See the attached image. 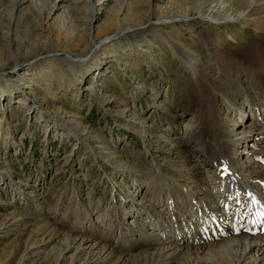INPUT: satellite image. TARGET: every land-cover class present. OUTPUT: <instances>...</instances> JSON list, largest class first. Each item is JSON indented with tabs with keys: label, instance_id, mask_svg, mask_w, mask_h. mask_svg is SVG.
<instances>
[{
	"label": "rangeland",
	"instance_id": "374dc122",
	"mask_svg": "<svg viewBox=\"0 0 264 264\" xmlns=\"http://www.w3.org/2000/svg\"><path fill=\"white\" fill-rule=\"evenodd\" d=\"M17 57L35 60L13 73ZM0 73V264H155L132 230L169 248L209 223L196 202L218 175L193 150L215 131L261 193L264 0H0ZM243 113L258 116L254 138ZM168 211L184 222L167 235Z\"/></svg>",
	"mask_w": 264,
	"mask_h": 264
},
{
	"label": "bare ground",
	"instance_id": "6f19581e",
	"mask_svg": "<svg viewBox=\"0 0 264 264\" xmlns=\"http://www.w3.org/2000/svg\"><path fill=\"white\" fill-rule=\"evenodd\" d=\"M23 1L24 0H13V3L15 4V6H18L19 4H22ZM198 17L202 20L210 19L207 16H203L201 14H199ZM172 21L175 20H171L169 22ZM38 23H40L39 26L43 29V25H45V19L40 18L38 20ZM161 23L162 22L150 23L146 25L144 29L145 30L153 29L155 28V26ZM120 32L121 31L119 29H116L111 34L100 39L98 43L92 40L90 46L93 47V49L94 48L96 49L98 46L100 47V45H104L105 43H107L106 42L107 40H111L113 37L118 36ZM52 33L53 35L55 34L54 31H49L50 35ZM6 34H7L6 39L8 40L9 32L7 31ZM23 44L25 46V43H21L20 46H22ZM44 46L47 50L46 53L50 54L51 57L60 58L59 57L60 54L55 52L54 49L51 47V45H44ZM65 59L71 61L69 60V56H67ZM34 60L35 58L33 60L26 61L25 63L24 62L20 63L17 57L16 62H14L12 67L13 73H15L16 70L19 71L21 69H24V67L32 66ZM77 60L80 61L79 59ZM192 64H194V61H192V59H188L187 65L189 66V68H191ZM194 71H195L194 74L197 75L198 73L197 69H195ZM3 76L4 75L0 73V79H4L5 77ZM242 117L243 120L244 117L246 119L245 122L246 124L244 126L245 129H247V131L245 130L246 132L243 131L245 133L243 137L253 136L254 138L255 136L252 134H255L256 132L255 127H253L255 124L250 123L249 125H247V123L248 120L249 121H251L252 119L258 120V116L257 115L252 116L249 115L248 113L245 114L243 113ZM216 132L217 131L214 132L212 139L210 138L201 139L200 137L194 138L195 143H197L196 144L197 147L193 150L194 154L203 158L205 162V166L211 168L214 167V169L218 171L219 175L226 174L225 178H223V180L218 182L219 185L217 187V191L214 193L210 191L206 193V195L204 196L208 198L207 199L208 202L205 201V199H203L202 197L197 198L196 204L199 203L198 201H202L203 203L202 205H204V208L206 207L209 210H212V217L209 223L202 228H198L194 232L190 231V236H181L179 240H177L181 243V245L178 246L171 245V247L169 248L167 245L168 243L167 238H163L161 236L155 235L154 233L146 234L144 232L145 230L143 231V229L145 228L132 230V235L137 234L138 237L141 238V239L137 238L134 240L133 246L136 248L138 247L136 240L137 241L143 240L146 237V235L149 236L148 241L150 242V245H146V247L144 248L145 250L141 252H143L144 254H149L151 258L155 260L156 262L155 264H159V263L161 264V262H163L164 259L167 260V264H172V260L174 261V256H177L178 254L180 255V253L182 252H184L185 257L189 258L193 264H201L200 262H202L203 264H224V261L227 258L229 259V263L227 264H242V261L245 259V257L251 253H253L254 257L256 258L257 256L262 254L263 257L259 258V262H264V182L263 181L258 182L259 187H261L260 190L261 193H260L259 190L255 188L254 186L255 184L254 185L248 184L247 180L249 178L244 179L240 177L239 170H242L245 167L239 168L238 158H236V156L232 157L229 152L230 150L229 148L232 146V143H234L235 139L233 141L228 135L226 134L224 135L223 133L222 136H219ZM241 133L242 132H238L237 136L241 135ZM262 133L263 134L261 136L264 137V129L262 130ZM258 147L264 151V147H260V146ZM247 148L248 147H246V149L244 150L245 152H247ZM245 152L242 153L241 155L245 156L246 155ZM226 160L228 161L227 166L225 164L227 162ZM240 160L244 162L246 159L242 157L240 158ZM262 176H264V168L262 172H259V177ZM202 177L203 176L199 174L197 180V184L201 188V191L202 188L203 189L207 188L208 190H214V187L212 186L213 184L210 183L205 184V179H202ZM220 189L222 190L219 191ZM189 195L191 201H194L195 196L192 193H189ZM219 204H221L222 211H218ZM225 208H229L228 210L232 208L233 211L231 210L230 212L233 213V217L229 219L228 225L224 226L222 224L220 229H216L218 228L219 224L222 223L220 222V220H224V221L228 220L227 214L222 213L223 209ZM168 212L171 213L172 218L166 223L163 224L160 223L161 228L164 230V233H166L167 235L172 233L173 230H177V231L181 230V225L184 222L183 215L178 213L177 214L173 213L172 211H168ZM155 217L162 218V216H155ZM203 219L205 218L203 217ZM212 220L214 221L212 222ZM213 224L215 226L211 228ZM213 228H215V230H213ZM199 229H201L200 230L201 232L199 231ZM257 232L260 233L256 234ZM184 240H186V243H184ZM213 240H220V241L215 242L216 244L215 247L207 246L209 244L208 242ZM72 241L73 239L70 242ZM68 246L67 249L69 248ZM121 246H124L123 243L121 244ZM212 248L215 249L212 250ZM170 250L171 253L169 252ZM204 250L206 255L211 257L210 259L199 257V254L203 253ZM124 251H126V249H123V252ZM218 255L221 256L218 257ZM241 258L243 259L241 260ZM256 262L257 261L255 260L252 264H256Z\"/></svg>",
	"mask_w": 264,
	"mask_h": 264
}]
</instances>
